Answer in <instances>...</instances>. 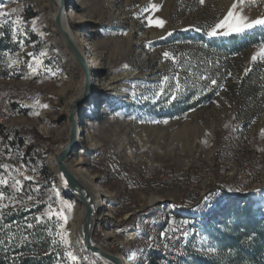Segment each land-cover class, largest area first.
I'll return each instance as SVG.
<instances>
[{"label": "rangeland", "instance_id": "obj_1", "mask_svg": "<svg viewBox=\"0 0 264 264\" xmlns=\"http://www.w3.org/2000/svg\"><path fill=\"white\" fill-rule=\"evenodd\" d=\"M65 2L69 14L71 1ZM234 2L236 0H204L203 4L200 0H79L74 5L76 16L70 18L68 15V24L76 44L85 56L89 54V58L96 59L97 67L92 69V73L98 79L92 83V95L85 104V125L81 126L87 141L76 145L69 164L74 168L83 166L95 176L102 194L99 199L103 200L102 187L109 195L115 193L113 203L119 201L117 191L104 186L100 172L93 170L102 151H108L120 160L132 178L139 174L138 165L133 160L134 154L153 150L159 160L166 162L171 170L179 172L183 182L198 183L205 177L213 176L223 184L228 175L229 182L233 184L219 195L216 203L222 199L221 205L216 214L205 219L197 252L185 264H252L249 253L242 254L240 250L227 245L226 240L236 232L237 220L233 211L229 214L226 212L237 204H252L254 214L264 212L259 210L260 207L264 208V135L261 134V129H264V62L254 63L251 60L264 38L260 36L257 43L248 47L243 44L242 50L227 40L230 36L256 34L264 31V27H256L243 34L207 35ZM153 3L159 5L158 11H143ZM0 4L5 11L30 8L36 12L31 19H25L22 14L11 16V20L19 15L25 21L19 43L13 39L11 22L0 28V37L8 39L0 53V70L7 72L5 76L0 75V85H9L13 100L18 101L20 108L28 109L27 114L14 113L6 126L13 130L28 129L50 137L44 151L46 163L52 171L53 188L56 189L55 195L49 194L43 198L41 192L35 193L29 207L11 204L0 219V227L4 226V222L9 225L6 219L13 213L19 212L24 218L33 219L44 214L48 204L59 210L61 201L70 203L71 210L65 209L68 216L65 230L69 233L70 250L79 257L75 264H103L79 235L77 226L82 214L81 203L70 194H61L60 184L48 161L50 157L57 156L69 141L68 106L79 94L84 74L56 28L53 0H0ZM242 7L243 14L250 19L264 16V0H256L255 4L252 0H245ZM237 11H240V6ZM148 16L166 21L164 27L148 26ZM33 36L37 39L28 41ZM241 41L243 43V39ZM41 51L47 55L39 57ZM164 51L181 58L184 65L182 76L187 75L189 68L198 74L206 72L223 87L201 90L199 83L191 87L196 79L192 77L187 91L179 99L169 101L167 95L154 98L153 91L160 86L162 78L171 77L177 71L172 61L163 57ZM29 52L42 59L51 72L41 70L32 73L28 67L31 62L27 56ZM5 53L11 54L12 59L20 63L10 69ZM53 72L55 75H52ZM99 81L111 82V85L101 86ZM144 96L148 99H144ZM40 104H47L48 107L42 108ZM91 117H95L94 129L97 133L89 125ZM60 119L62 122L55 124ZM92 141L97 142V148L88 153ZM222 146L236 151L238 163L234 168H211L210 162L216 155V148ZM78 149L84 152L81 162L76 157ZM255 156L261 158V164L253 168L255 180L248 185L241 175L245 167L241 161L248 163L247 158ZM27 170L26 175L33 176L34 182H26L37 183L36 172L29 166ZM210 170L213 173H209ZM125 181L121 182L122 186L129 185ZM135 189L138 192H135L136 200L132 203H144L147 207L164 201L167 206L170 197H173L174 204L190 207L198 218L203 217L202 213L207 208L205 200L199 199L198 194L196 198L199 200L196 202L195 197H190L181 189L172 190L144 181H140ZM117 209L124 218L126 212L119 206ZM44 221L43 230L50 238V250L44 254H51L52 264H71L64 260L65 247L52 243L58 239L55 235L56 219L49 222L45 218ZM33 224L34 227L38 225L36 221ZM119 225L124 230L130 227V223L124 219ZM32 229L26 227L25 220L16 219L9 235L14 234L15 238L25 241ZM137 246L141 247L142 243L138 241Z\"/></svg>", "mask_w": 264, "mask_h": 264}, {"label": "trees", "instance_id": "obj_2", "mask_svg": "<svg viewBox=\"0 0 264 264\" xmlns=\"http://www.w3.org/2000/svg\"><path fill=\"white\" fill-rule=\"evenodd\" d=\"M17 14H22L25 19H31L36 15V12L30 8H25L23 10L20 9ZM260 36L264 38V31H259L256 34H246L244 36H230L227 38V40H229V42L235 47H239L238 50H242L244 47H248L251 44L257 43L260 40ZM36 39L37 37L33 36L32 38L28 39V41ZM241 39H243V43H241ZM7 40V38L5 39L0 37V53L1 50L6 46ZM243 44L246 45L242 47ZM1 62L2 61H0V63ZM6 74L7 72L5 70H0V75L5 76ZM11 105L13 114L15 113L19 115L28 113V109L20 108L18 101L13 100V98ZM61 122L62 121L60 119L59 121H55V124H59ZM89 125L91 128H93L92 130L96 132V129H94L96 127L95 117H91L89 119ZM49 140L50 137L41 135L34 131L31 132L28 129L13 130L7 126H4L0 129V163H7L14 166L17 158V155L14 153V151L15 149H19L22 152L24 163L31 169H35V172L39 177V181L35 184L24 181L23 191L19 194H16L20 203L15 205L20 206L23 204L26 207H29L30 200L28 199V196L35 195V193L38 194L41 192L43 197L49 196V194H56V189L53 188L52 171L46 163L44 151V146ZM8 146H11V158H9V156L6 154ZM95 166L96 167L93 170H95V172H100L102 184L117 191V197L119 200L118 206L124 213L127 212V209H129L132 202L136 200L135 192H138V190H136L135 187H138L140 181H143L140 174H138L136 178L130 177L125 165L108 151H102L99 154V161ZM123 180H126V184L129 185L122 186L121 182ZM228 186L233 187V184L232 182H229L228 179H226L223 182V188L227 190ZM37 188L39 189L38 191ZM0 191H4L6 196L13 195L10 188H0ZM196 196V194H193L190 197L196 198ZM194 200L196 201L197 198ZM7 203L11 205L10 201H7ZM202 207L204 208V206ZM259 210L264 211V208L260 207ZM231 211L235 213L234 215L236 216L237 220L235 226L236 232L230 235V238L226 240L227 245L234 250H240L242 254L248 255L249 253V256L252 259V264H264V212L261 215L254 214L252 204L245 206L242 204L233 205L227 210L226 214H229ZM213 212L214 211H208V209L205 208L204 212L202 213V218L208 219L210 216H212ZM186 214V216L182 215L180 216L181 218H177L173 225H181L183 222H189L190 219L197 221L201 219L192 213L191 208L188 209ZM145 216L149 221L154 222L157 225H172L159 215L151 212V210H148ZM16 219L20 221L25 220L26 225L28 223H33V221L35 222L34 218H24V215L19 212L13 213L12 216L6 220L11 226H13V222ZM145 222L146 220L142 219L140 216H133L132 222L129 226L142 231ZM3 224L5 225V222ZM44 224L45 221L36 225V227H33L32 231L30 232V237L25 239V241H23V239L15 238L10 245H0V264H52L51 254H44L50 250V238L46 231L43 230ZM37 227L41 231H39ZM6 231L7 230L0 231V239H8V235L5 234ZM161 255L162 253L160 250L151 249L148 264H158V260ZM137 263L142 264L143 260L139 258Z\"/></svg>", "mask_w": 264, "mask_h": 264}, {"label": "built area", "instance_id": "obj_3", "mask_svg": "<svg viewBox=\"0 0 264 264\" xmlns=\"http://www.w3.org/2000/svg\"><path fill=\"white\" fill-rule=\"evenodd\" d=\"M11 101V87L9 85H0V129L7 125L13 115ZM14 153L17 155L14 167H20L22 164L26 165L23 161L22 152L19 149H15ZM133 160L138 165L139 174L144 182L157 183L172 190L181 189L188 195L198 194L200 196L199 199L205 200L206 209L214 211L213 214L217 213L222 202V199H220L216 203L217 199L220 194L226 192L221 180L217 182L213 176H208L198 183L194 181L183 182L180 179L179 172L171 170L166 162L159 160L153 150L136 153L133 156ZM247 160H249L248 163L241 161L245 165L241 175L248 185H252L255 180L253 168L260 166L261 158L255 156L247 158ZM237 163L236 151L233 148L222 146L216 148V155L213 161L210 162V166L211 168L221 166L231 169ZM27 172L28 170L25 171V174ZM209 173L213 172L210 170ZM227 174H229V171H227ZM228 178L229 176L227 175L226 179ZM101 189L104 192L103 212L100 216L95 217L92 227L91 239L95 245L103 250L112 251L123 259L126 258L130 264H138L137 260L139 258L143 260L142 264H148L151 249H158L162 253L158 264H185L186 261L196 254L203 234L205 219L201 218L199 221L190 219L189 222L183 224L181 231L175 233H172L170 227L173 226L177 218H181L180 216L182 215L186 216L190 207L174 204L172 202L173 197H170V203L168 201L169 204L167 206L165 201L152 203L149 207L144 203L134 202L130 205L129 211L124 214L123 218L117 209L119 201L112 202L115 193L109 192V195L105 193L104 188L101 187ZM150 209L172 225L160 226L149 221L145 215ZM133 216H140L146 220L142 231L132 227L124 230L119 225L123 219L125 222L131 223ZM174 226L179 227L180 224ZM162 232H168L169 236H174L175 238H161ZM184 232H187L186 236L183 235ZM138 241L142 243L141 247L137 246Z\"/></svg>", "mask_w": 264, "mask_h": 264}, {"label": "snow or ice", "instance_id": "obj_4", "mask_svg": "<svg viewBox=\"0 0 264 264\" xmlns=\"http://www.w3.org/2000/svg\"><path fill=\"white\" fill-rule=\"evenodd\" d=\"M200 3L203 4L204 0H200ZM252 3L255 4L256 0H252ZM245 4V0H236L231 6V8L227 11L226 15L223 16L222 19H220L216 24H214L211 29L207 32V35L215 37L219 35H231V34H243L246 31L252 30L256 27H264V16H259L254 19H250L247 15L243 14V5ZM238 6H240V11H237ZM152 10H159V5L153 3L150 4L149 7H146L143 9L144 12H150ZM17 8H11L10 11H5L4 6L0 4V28H3L5 25L9 24L11 22L12 24V33H13V39H15L19 43V34H22L24 32L23 25L25 21L22 20V18L17 15L15 20H11V16L13 14L18 13ZM148 26H157L159 28H163L166 21L160 18L153 19L151 16L146 17ZM35 20L32 21L33 26H35ZM33 30H35L33 28ZM223 30V31H222ZM2 34V33H0ZM171 33H169L170 35ZM259 50L254 55H252L251 60L252 62L261 61L264 62V42H261L258 46ZM6 56L9 58L8 67L11 69L14 66H17L20 61L17 59H12L11 54L5 53ZM47 55L46 52L41 51L39 54V57H45ZM163 57L167 60H171L174 66L176 67L177 71L171 76H164L162 78L160 86L153 91V97L159 98L162 95H167L169 98V101H175L179 99L181 95H183L188 87H189V80L192 77H195V82L191 84V87H196V84L199 83L201 85V90L208 89L210 90L213 87H223V85H219L218 81L215 78H212L209 74L206 72L202 73H196L193 69L189 68L187 69V75L182 76L181 72L184 71V65L181 62V58L178 56L173 55L169 51L163 52ZM27 56L30 58L31 62L28 64L29 69H31L32 73H38V71H46L51 72V69L47 68L46 65H44V62L42 59L37 57L34 53L29 52L27 53ZM52 75H55L53 72ZM207 82V83H203ZM135 87V86H133ZM133 95H135V92H133ZM144 99H148L147 96L143 97ZM37 104H39V100L36 101ZM40 107L47 108V104H40ZM227 127V125H225ZM261 134L264 135V129H261ZM9 158H11V146H8L7 153ZM28 166L22 164L20 167H14L12 165H9L7 163H0V188L7 189L10 188L12 190L13 195L6 196L4 191H0V219L3 218L6 210L10 207L9 203H6L5 201H10L12 205L20 203V201L17 199L16 194H19L23 191V185L24 181H33L34 177L31 175H26L25 171L27 170ZM32 171H35V169H32ZM22 177V179H20ZM39 189L37 188V191ZM29 200H34L33 196H28ZM61 206L59 210L55 209L52 204L47 205V211L39 216H36L34 219L37 224L42 223L45 218L51 222L53 218L56 219L57 225H56V232L55 235L58 237V239L53 240V244H59L61 246L65 247V253H64V260L71 262V264H75V262L79 259L70 249H71V243L69 239V233L65 230V224L68 221V216L65 213V209H68L69 211L72 208V205L64 204L63 201L60 202ZM62 221V222H61ZM186 222H183L179 227L177 226H170L172 233H175L177 231H181L183 224ZM35 225L33 223H28L26 227L28 229H32ZM11 225H4L3 227H0V231H4L6 235H8V239H0V245L5 244H11L12 241L15 239L14 234L9 235L11 233ZM183 235H187V232H184ZM161 238L165 239H173L174 236H169L168 232H162ZM209 251H212V249H208Z\"/></svg>", "mask_w": 264, "mask_h": 264}, {"label": "water", "instance_id": "obj_5", "mask_svg": "<svg viewBox=\"0 0 264 264\" xmlns=\"http://www.w3.org/2000/svg\"><path fill=\"white\" fill-rule=\"evenodd\" d=\"M62 6L64 10L60 7L55 14V25L58 32L63 37L67 47L72 52L78 64L80 65L82 72L84 74V86L81 93H79L68 106L67 118L71 123V140L70 143L65 146L56 156L57 164L59 166L60 174H62V180L65 182L68 190V194L78 199V201L85 207L86 213L82 219L83 233L82 239L86 247L97 257L106 258L115 264H122L121 257L119 255L113 256L106 251H104L99 246L92 242V216L93 209L91 201L86 193L85 185L79 179L76 174L68 167V160L72 157L74 147L78 142L77 129L80 124L85 125L84 121V111L85 104L92 95L93 85L91 80L90 69L87 63L86 56L76 44L72 34L64 25L63 13L66 15L68 13L67 3L62 0ZM77 116L81 119L80 123L77 122ZM83 118V119H82Z\"/></svg>", "mask_w": 264, "mask_h": 264}, {"label": "bare ground", "instance_id": "obj_6", "mask_svg": "<svg viewBox=\"0 0 264 264\" xmlns=\"http://www.w3.org/2000/svg\"><path fill=\"white\" fill-rule=\"evenodd\" d=\"M54 1V5H55V12L53 14V17L55 19V14H56V11L62 7V10H64V6H62V0H53ZM71 1V11L70 13H66V15L63 13V21H64V25L65 27L68 29V31L72 34L73 36V33L71 31V28H70V25L68 24L69 22V19H68V15L69 17L75 15L76 16V12H75V6L76 3L79 1V0H70ZM70 17V18H71ZM74 38V36H73ZM89 54L86 55V59H87V63H88V66H89V69H90V74H91V80H92V83H96V81L98 80L97 78L93 77V73H92V69H95L97 67V63L96 62V59L95 58H89ZM127 75V74H126ZM104 80V79H103ZM105 81V80H104ZM104 81H99V84L102 86H109L111 85V82L110 83H105ZM83 86H84V82L82 83L80 89H79V93L82 92L83 90ZM112 87H115L114 85ZM81 119L79 118V116H77V122L80 123ZM83 126V125H82ZM81 125L79 124L78 125V129H77V135H78V142L76 145H78V143H82L85 142V140L87 141V138H86V133H84V129L83 131L81 130ZM86 129V128H85ZM82 131V132H81ZM80 133V135H79ZM70 138H69V141L67 144L64 145L67 146L69 143H70V140H71V123L69 125V131L67 133ZM89 135V134H87ZM88 138L91 140L90 136H88ZM91 143V142H90ZM76 145L74 147V149L76 148ZM63 147V148H64ZM97 148V142L96 141H92V144H91V147H90V152H93L95 151ZM62 149V148H61ZM83 155H84V152L82 149H78L77 151V160L78 162H81L83 160ZM49 161V164L51 165L52 167V170H53V174L56 178V180L59 182V189H60V192L61 194L65 193V194H68V190L66 189V184L65 182L62 180V174H60V171H59V166L57 164V159H56V156H53V157H50V159L48 160ZM68 167L76 174V176L81 179V181L84 183L85 185V189H86V193L91 201V204H92V209H93V216H92V226H93V222H94V219L95 217H98L100 216V214L103 212V211H100L101 210V207L103 204L102 202L104 201V199L101 201L99 199L100 196H102L101 194V191H100V187L98 186L96 180H95V176L94 175H91L83 166H79L78 168H74L73 166H71L69 164V160H68ZM66 186V187H65ZM77 199V198H76ZM78 200V199H77ZM82 205V204H81ZM86 213V209L85 207L82 205V214H81V217L79 219V222H78V226H77V229H78V232H79V235L82 236V233H83V225H82V219L84 217ZM106 251L107 253L113 255V256H116L117 254L112 252V251H107V250H104ZM100 258V260L103 262V264H115L113 263L112 261L106 259V258H101V257H98ZM122 260V264H130L128 262V260L125 258H121Z\"/></svg>", "mask_w": 264, "mask_h": 264}]
</instances>
